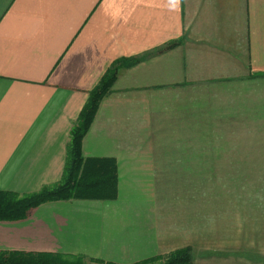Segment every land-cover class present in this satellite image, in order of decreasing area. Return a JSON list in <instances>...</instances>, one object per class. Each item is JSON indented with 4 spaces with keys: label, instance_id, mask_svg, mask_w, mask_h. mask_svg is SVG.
Wrapping results in <instances>:
<instances>
[{
    "label": "crops",
    "instance_id": "crops-1",
    "mask_svg": "<svg viewBox=\"0 0 264 264\" xmlns=\"http://www.w3.org/2000/svg\"><path fill=\"white\" fill-rule=\"evenodd\" d=\"M120 61L82 140L84 158L116 161L118 197L0 221V254L161 262L187 247L171 235L188 217L170 212L167 175L262 166L264 0H0L1 191L60 181L89 92ZM139 183L165 197H133ZM191 219L201 235L202 215Z\"/></svg>",
    "mask_w": 264,
    "mask_h": 264
},
{
    "label": "rangeland",
    "instance_id": "rangeland-1",
    "mask_svg": "<svg viewBox=\"0 0 264 264\" xmlns=\"http://www.w3.org/2000/svg\"><path fill=\"white\" fill-rule=\"evenodd\" d=\"M111 89L112 87L110 91ZM248 149L253 150V148ZM146 176L150 186L153 175L146 174ZM167 177L170 181L168 196L172 201L169 205L170 212L188 217L185 231L183 233L172 231L171 235L178 236L186 243L187 247L177 250L187 249L192 258L191 264H196L195 259L200 264H264L263 157L262 166L258 164V159L256 163H253L251 159L247 162H236L234 172L171 174ZM122 187L126 189V184L123 182ZM138 188V193L132 192L133 197L140 198L145 195L149 199L150 195L155 198L159 196L160 190L156 188L152 192L151 189H143L140 183ZM160 192L165 197L166 190ZM198 213L203 218L204 229L201 235L198 233L199 229L194 233V223L192 219L189 220ZM174 223L177 225L176 222ZM177 250L162 257L161 262L159 259L151 264H162ZM200 252H202V259H200Z\"/></svg>",
    "mask_w": 264,
    "mask_h": 264
},
{
    "label": "trees",
    "instance_id": "trees-1",
    "mask_svg": "<svg viewBox=\"0 0 264 264\" xmlns=\"http://www.w3.org/2000/svg\"><path fill=\"white\" fill-rule=\"evenodd\" d=\"M114 63L102 76L98 84L89 92L75 125L70 131L66 162L61 180L54 186L43 187L28 195H17L0 190V221L24 219L30 210L41 204L57 200L86 199L112 200L117 197L118 169L111 158H84L82 140L88 132L98 107L114 84L119 65ZM158 258L136 264H151ZM192 258L187 249L177 250L162 264H191ZM0 264H104L86 260L81 256L59 254H0ZM110 264V263H106Z\"/></svg>",
    "mask_w": 264,
    "mask_h": 264
}]
</instances>
